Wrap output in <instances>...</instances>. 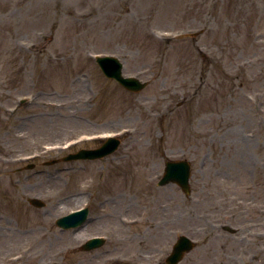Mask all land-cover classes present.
Returning <instances> with one entry per match:
<instances>
[{
  "label": "rangeland",
  "instance_id": "obj_1",
  "mask_svg": "<svg viewBox=\"0 0 264 264\" xmlns=\"http://www.w3.org/2000/svg\"><path fill=\"white\" fill-rule=\"evenodd\" d=\"M96 54L147 85L105 78ZM108 134L119 135L113 152L61 160ZM219 156L264 167V0H0V264H165L181 235L195 247L179 264H264L262 227L211 225L223 220L211 194ZM176 159L190 163L188 194L158 185ZM262 179L241 195L264 203ZM83 203L100 221L59 230ZM98 231L113 234L84 251Z\"/></svg>",
  "mask_w": 264,
  "mask_h": 264
},
{
  "label": "flooded vegetation",
  "instance_id": "obj_2",
  "mask_svg": "<svg viewBox=\"0 0 264 264\" xmlns=\"http://www.w3.org/2000/svg\"><path fill=\"white\" fill-rule=\"evenodd\" d=\"M257 135L254 136L253 140L257 139ZM243 141H247L243 139ZM233 149L245 152L242 150L241 145ZM241 157V156H240ZM233 156L229 160H226L224 156L215 158L212 168V199L214 200L215 206L214 211L216 216L223 220H214V223L218 225L220 222H224V225L229 224L230 221L235 222L241 229L247 228L251 225L255 227H262L264 229V219L260 215L264 216V203H255L253 197L255 194L247 197L241 195V193H251L250 187L255 184L256 175L262 174L263 179L258 185V189L255 192L264 194V167L263 162L260 163L259 168L250 169L246 160ZM241 161V162H240ZM240 163L236 166L235 163ZM253 170V171H252ZM253 205H250V204ZM250 206L256 210L259 214L255 219H251ZM254 218V217H253Z\"/></svg>",
  "mask_w": 264,
  "mask_h": 264
},
{
  "label": "water",
  "instance_id": "obj_3",
  "mask_svg": "<svg viewBox=\"0 0 264 264\" xmlns=\"http://www.w3.org/2000/svg\"><path fill=\"white\" fill-rule=\"evenodd\" d=\"M97 63L105 76L114 78L124 87L132 91L140 90L145 84L138 82L132 78H124L121 75V64L115 58H98ZM118 144L114 138L108 139L98 150L95 151H80L70 158H96L112 152ZM169 180L175 181L182 189L188 191V171L185 165L181 162L168 163L165 169V175L160 183H166ZM31 204L40 207L42 203L38 200H31ZM76 215L69 216V219H74ZM68 218H63L61 221L66 222ZM194 244L192 241L184 236H180L174 244L171 254L166 259L168 264H176L185 252L192 249Z\"/></svg>",
  "mask_w": 264,
  "mask_h": 264
}]
</instances>
